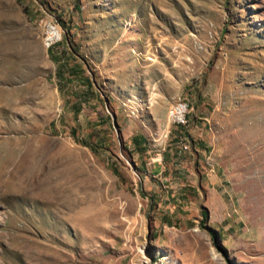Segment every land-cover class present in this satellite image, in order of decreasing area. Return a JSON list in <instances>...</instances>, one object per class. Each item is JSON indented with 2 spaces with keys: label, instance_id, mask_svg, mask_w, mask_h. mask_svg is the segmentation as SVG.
<instances>
[{
  "label": "rangeland",
  "instance_id": "1",
  "mask_svg": "<svg viewBox=\"0 0 264 264\" xmlns=\"http://www.w3.org/2000/svg\"><path fill=\"white\" fill-rule=\"evenodd\" d=\"M0 264H264V0H0Z\"/></svg>",
  "mask_w": 264,
  "mask_h": 264
},
{
  "label": "built area",
  "instance_id": "2",
  "mask_svg": "<svg viewBox=\"0 0 264 264\" xmlns=\"http://www.w3.org/2000/svg\"><path fill=\"white\" fill-rule=\"evenodd\" d=\"M44 26V38H47L49 41V44L52 45V48L57 45V41L54 37H48V30H50V26L48 25V20L44 22H40ZM181 103H186V110H179V104L178 107L174 110V117H173V125L177 127H184L187 125V115L190 111V107L188 106V103L184 100L181 101ZM184 140L182 141V148H187V140L186 137H183Z\"/></svg>",
  "mask_w": 264,
  "mask_h": 264
},
{
  "label": "bare ground",
  "instance_id": "3",
  "mask_svg": "<svg viewBox=\"0 0 264 264\" xmlns=\"http://www.w3.org/2000/svg\"><path fill=\"white\" fill-rule=\"evenodd\" d=\"M48 25H51L50 26V30H48V37H54L56 39V41L58 42L60 40V33L58 31V28L52 24L51 22H48ZM45 45L47 48H51L52 45L49 44V41L47 38H45ZM178 104H179V110H186V104L184 103H177L175 104L171 109H170V120L172 121L173 123V117H174V110L178 107Z\"/></svg>",
  "mask_w": 264,
  "mask_h": 264
},
{
  "label": "trees",
  "instance_id": "4",
  "mask_svg": "<svg viewBox=\"0 0 264 264\" xmlns=\"http://www.w3.org/2000/svg\"><path fill=\"white\" fill-rule=\"evenodd\" d=\"M58 72H60L59 70H58ZM61 73V72H60ZM141 191V190H140Z\"/></svg>",
  "mask_w": 264,
  "mask_h": 264
}]
</instances>
